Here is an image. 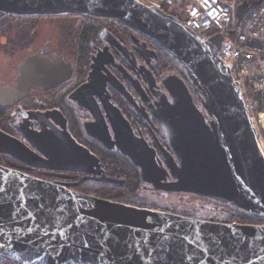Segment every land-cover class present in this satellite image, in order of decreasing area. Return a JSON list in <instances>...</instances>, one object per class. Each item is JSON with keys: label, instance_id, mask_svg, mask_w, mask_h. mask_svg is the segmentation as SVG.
Masks as SVG:
<instances>
[{"label": "water", "instance_id": "1", "mask_svg": "<svg viewBox=\"0 0 264 264\" xmlns=\"http://www.w3.org/2000/svg\"><path fill=\"white\" fill-rule=\"evenodd\" d=\"M261 2L243 3L238 18ZM9 15L109 19L155 42L181 64L184 77L164 80L172 101H164L154 113L167 142V148L159 145L163 160H158L155 148L135 136L118 110L117 115L107 113L113 141L94 106L93 93L89 100L94 104L82 103L97 119L86 127L88 134L108 149L116 146L139 169L141 181L156 190L196 195L264 217V157L240 87L219 57L223 35L203 41L177 18L138 0H0V20ZM100 61L101 53L94 57L89 83L77 92L97 85ZM73 69L63 56H30L19 66L17 88L0 82V105L12 106L33 89L59 86ZM116 90L125 93L117 86ZM25 137L45 157L1 130L0 154L32 168L90 176L67 184L0 165L3 260L13 264H264V225L200 219L82 193L74 188L87 181L123 182L107 177L99 158L68 132L30 131Z\"/></svg>", "mask_w": 264, "mask_h": 264}, {"label": "flooded vegetation", "instance_id": "2", "mask_svg": "<svg viewBox=\"0 0 264 264\" xmlns=\"http://www.w3.org/2000/svg\"><path fill=\"white\" fill-rule=\"evenodd\" d=\"M19 18L22 19V17ZM102 20H105L110 26L106 32L94 33L85 45L78 46L77 44L76 55L67 53L68 49L62 53L64 60L70 62L74 68L68 80L48 90L33 89L25 98L12 106L0 105V130L20 139L42 157H45L44 153L32 146L25 137L30 131L41 132L55 129L63 133L68 132L77 144L87 148L99 158L107 175L109 158L124 156L116 146L108 149L88 134L86 127L94 125L97 119L94 113L82 103H90L89 101L92 99L89 100V95L94 94L92 96L96 105L93 101L92 103L102 114L101 117L109 129L113 141L115 133L107 113L111 111L117 115V110L120 111L135 136L144 139L151 147L155 148L158 160H163L159 145L167 148V142L163 138L162 130L154 113L162 109L164 101H172L165 88L164 80L169 76H179L183 79L184 77L182 67L175 61L172 60V70L163 63L162 48L155 42L113 20ZM10 25V27L13 26V24ZM10 27H6V30L14 31L15 27ZM84 28L86 27H82L80 33L77 34L80 40L83 38L82 30ZM19 30H26V32L21 31V34L25 35L33 33V29L31 32L28 27L21 26ZM5 32L7 33V31ZM50 44L48 42L46 47L41 48L38 55L52 57L61 53L52 50ZM82 51L85 54L86 63L76 67L70 56L79 58L82 56L80 54ZM99 53H101L100 65H102V69L97 74V85L90 89L85 87L83 91L77 92L89 83L94 57ZM17 77L18 75L14 77L11 84H7L0 74V82L3 87L17 88ZM116 86L122 88L125 93L117 91ZM0 165L47 181L67 184L76 183L82 177L90 176L88 173L75 171L32 168L7 154H0ZM137 170L139 171L138 168ZM107 177L109 176L107 175ZM90 182L99 183L87 181L74 189L79 190Z\"/></svg>", "mask_w": 264, "mask_h": 264}, {"label": "built area", "instance_id": "3", "mask_svg": "<svg viewBox=\"0 0 264 264\" xmlns=\"http://www.w3.org/2000/svg\"><path fill=\"white\" fill-rule=\"evenodd\" d=\"M248 1L138 0L177 18L203 41L224 36L219 57L238 83L247 114L264 143V0L240 20L237 9Z\"/></svg>", "mask_w": 264, "mask_h": 264}, {"label": "rangeland", "instance_id": "4", "mask_svg": "<svg viewBox=\"0 0 264 264\" xmlns=\"http://www.w3.org/2000/svg\"><path fill=\"white\" fill-rule=\"evenodd\" d=\"M25 18L9 15L0 20V74L7 84H11L14 77L20 74L19 66L28 57L38 55L40 49L46 47L48 42L51 43L52 50L61 52L58 56L64 57L62 53L65 49H68L67 53L70 55H76L77 44L78 46L81 44L77 34L80 33L82 27H95L94 33L106 32L110 28L105 20L92 19L83 15L29 17L31 18L29 21ZM10 24H13V28L15 27L14 31L6 30V27L11 26ZM21 26L24 28L32 26L33 33L30 35L21 34V31L26 32V30H19ZM80 54L82 56L79 58L70 56L76 67L86 63L84 52H80ZM175 63L181 66L177 62ZM77 78L79 79V77ZM196 103L200 106L198 100ZM143 184L139 191L140 200L135 202L140 206L166 209L180 215L219 222H229L231 217L238 212H243L231 205L208 198L160 191L152 185Z\"/></svg>", "mask_w": 264, "mask_h": 264}, {"label": "trees", "instance_id": "5", "mask_svg": "<svg viewBox=\"0 0 264 264\" xmlns=\"http://www.w3.org/2000/svg\"><path fill=\"white\" fill-rule=\"evenodd\" d=\"M23 18V17H22ZM25 18V17H24ZM29 21L31 18H25ZM95 27H86L82 30L81 45H85L89 41L91 36L94 34ZM32 27H29V31L32 32ZM83 39V40H82ZM163 52V63L172 70L173 61L171 57L162 49ZM83 53V51H82ZM85 55V54H84ZM195 101L197 99L195 98ZM108 173L109 178H113L119 181H122V185L109 184L103 182H90L86 184L83 188H80L78 191L95 195L101 198L110 199L113 201H118L121 203H126L129 205L149 208L154 210H160L164 212H170L169 210L159 209L155 207H149L144 205H138L135 202L140 200L139 191L144 185L141 181L139 171L131 163V161L125 157L114 156L110 157L108 161ZM172 213V212H171ZM229 223H238V224H255V225H264V217H259L255 215L246 214L243 212H238L235 216L231 217ZM0 264H13L7 260L0 258Z\"/></svg>", "mask_w": 264, "mask_h": 264}, {"label": "bare ground", "instance_id": "6", "mask_svg": "<svg viewBox=\"0 0 264 264\" xmlns=\"http://www.w3.org/2000/svg\"><path fill=\"white\" fill-rule=\"evenodd\" d=\"M258 140H259L258 141L259 147L264 152V143H263V141L260 138H258Z\"/></svg>", "mask_w": 264, "mask_h": 264}, {"label": "snow or ice", "instance_id": "7", "mask_svg": "<svg viewBox=\"0 0 264 264\" xmlns=\"http://www.w3.org/2000/svg\"><path fill=\"white\" fill-rule=\"evenodd\" d=\"M30 231V230H29Z\"/></svg>", "mask_w": 264, "mask_h": 264}]
</instances>
